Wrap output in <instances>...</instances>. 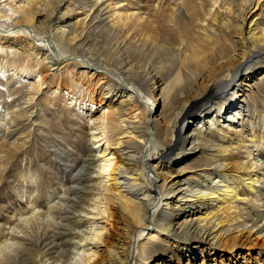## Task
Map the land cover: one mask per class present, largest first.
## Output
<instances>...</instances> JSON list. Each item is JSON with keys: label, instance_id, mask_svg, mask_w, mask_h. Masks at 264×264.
Wrapping results in <instances>:
<instances>
[{"label": "bare ground", "instance_id": "6f19581e", "mask_svg": "<svg viewBox=\"0 0 264 264\" xmlns=\"http://www.w3.org/2000/svg\"><path fill=\"white\" fill-rule=\"evenodd\" d=\"M0 127V183L35 132L81 159L45 211L29 199L0 264L264 254V0H0Z\"/></svg>", "mask_w": 264, "mask_h": 264}, {"label": "rangeland", "instance_id": "374dc122", "mask_svg": "<svg viewBox=\"0 0 264 264\" xmlns=\"http://www.w3.org/2000/svg\"><path fill=\"white\" fill-rule=\"evenodd\" d=\"M133 1L136 2V0ZM142 1L144 4L146 0H142ZM5 43L6 44L8 43L9 45L12 46L20 47L19 44H17L16 41H14V39L7 40V42ZM6 94L7 93H5V95ZM235 99L237 100V98ZM45 112L47 115H49V118L52 117L51 112L49 110H46ZM197 116H200V114L197 113ZM84 121L85 118H82L81 121L77 122V124L75 125L76 127L74 129L76 133L81 132V130L78 127L80 128L82 127V129H85ZM67 124L68 123H66L65 121L64 124L65 132L68 131L70 132L72 128L69 124L68 125ZM32 128H34V126H32ZM2 130L3 128L0 127V144L2 143L5 137V134L3 133ZM33 130L34 129H32V131ZM256 130L257 132L259 131L258 129ZM21 131L22 130H20L19 132L13 131L15 132L14 134L12 135L7 134V136L12 138L20 137ZM27 131L28 130H25V132ZM76 133L73 132V135ZM35 135L38 136L40 135L39 139L34 140V138L32 139L31 137V139H29V142L26 146L27 147L25 149L26 151H24V153L19 152V154H16V158L13 161L12 166L9 169H6V171H4L3 173V178L0 183V242L4 241L7 237L10 236L9 226L14 224L15 222L16 223L18 222L17 219H19L20 216L19 213L26 210L29 199H32L31 197L37 200V203L40 206L41 210H44L45 208L47 209V195H50L55 189L58 190V181L61 182L66 180L69 177V172L73 170H77L81 162V159H79V155L77 154L76 150H74V148H76L75 144L70 145V147L72 148L71 150H67L69 146L66 143V141L62 142L60 140L57 141L54 140L53 143L50 144L53 146L50 147V145L49 146L45 145L46 140H44L45 138L44 139L41 138L42 134L40 132H35ZM33 141L36 143L35 145ZM60 144L61 146H59ZM60 147H63V149H61ZM247 148L251 149L249 145H247ZM46 151H48L50 154ZM163 151H165V147L161 146L158 152H154L155 156H160ZM261 154L264 157V149L261 150ZM49 169H51L52 171ZM25 173L38 175L37 181L33 182L32 180L29 179V177H27L26 179L21 177V174H25ZM54 187L55 189H53ZM262 188L264 191V186H262ZM41 218L37 220V223L40 224L41 227L40 229L36 230L35 233L40 238V245L44 249L43 251H46V253L49 254L47 257H50L49 251L50 252L55 251V249L51 248V246L55 247L58 244H60L61 241L51 244L50 245L51 250H49L48 224L45 225L47 219L45 220V216L44 218H42L43 220ZM43 225L44 227H42ZM71 250L72 249H70V252H72ZM258 251L259 250H254V253H252L251 255L252 264H256L257 259L260 260L261 263L263 262L264 264V254L258 255L259 254ZM54 253L56 252H53V254ZM26 255L27 254L25 255L19 254L20 259H18L19 261H17L16 264H27L28 262L32 261L31 257L29 255L27 256ZM71 255L72 253H70V255L68 254V257L66 258H69V256ZM214 258H217L216 255L203 256V254L198 253L197 255L187 256L186 254V256L184 255L182 259V264H213ZM36 259L41 260L42 258H40V256L38 255ZM44 260L45 258L43 257L41 262H43Z\"/></svg>", "mask_w": 264, "mask_h": 264}]
</instances>
